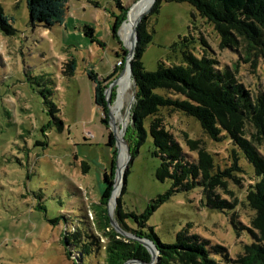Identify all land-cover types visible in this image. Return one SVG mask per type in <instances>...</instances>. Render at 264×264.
Here are the masks:
<instances>
[{
  "label": "rangeland",
  "instance_id": "rangeland-1",
  "mask_svg": "<svg viewBox=\"0 0 264 264\" xmlns=\"http://www.w3.org/2000/svg\"><path fill=\"white\" fill-rule=\"evenodd\" d=\"M140 1L66 0L61 24L45 29L30 24L25 0H0L14 31L11 35L0 31V264L80 263L72 244L65 245V237L74 232L72 223L79 221L78 217L87 219L97 238L98 250L88 264H108L107 239L92 222L97 217L94 206L100 201L102 177L109 174L112 157L114 188L118 181L119 147L112 119L118 97L115 84L128 62L131 69L137 45L134 52L129 51L120 31L130 10ZM157 1L137 27L138 32L144 24L143 30L151 35L141 57L146 71L155 72L158 64L169 66L175 62L178 55L171 47L193 26L192 35L204 39L217 66L232 70L237 83L253 97L264 93V59L259 54L249 55L245 47L221 49L213 26L189 4L161 0L152 13ZM85 27L93 30V42L85 34ZM90 74L94 79L89 78ZM131 81L122 108L123 114L128 111L123 140L129 159L112 207V198L108 202L107 215L120 241L138 243L149 254L147 247L156 251L155 245L128 232L118 221L116 210L142 214L152 201L170 191L171 182L155 178L160 160L152 156V140L148 135L141 144L132 128V76ZM96 89H102L103 105L96 103ZM162 115L163 127L189 160L195 162L198 152L204 150L212 158L213 174L230 171L225 180L234 190L229 195L231 201L247 190L245 181L254 179V174L226 134L215 142L194 119L167 111ZM109 132L111 146H107ZM258 147L264 155V142ZM214 193L222 191L215 189ZM232 215L233 211L209 210L200 191L194 189L170 194L146 221L145 231L152 228L160 242L175 244L177 235L189 227V236L206 241L209 247L223 248L222 254L211 255L216 264H236L242 245L251 240L246 232L237 236ZM237 220L244 223L246 218L241 215ZM122 223L135 229L130 219L124 217ZM149 256L151 264H158V253L154 258ZM130 261L136 260L126 264H146Z\"/></svg>",
  "mask_w": 264,
  "mask_h": 264
},
{
  "label": "trees",
  "instance_id": "trees-1",
  "mask_svg": "<svg viewBox=\"0 0 264 264\" xmlns=\"http://www.w3.org/2000/svg\"><path fill=\"white\" fill-rule=\"evenodd\" d=\"M25 1L31 25L49 29L61 24L66 0ZM160 1H157L152 13L157 11ZM165 1L189 4L205 23L213 26L219 36L221 49L236 50L245 47L247 54L255 52L264 59V0ZM117 4L120 3L117 1ZM142 27L144 24L138 28L135 60L131 63L135 86L131 123L141 144L148 135L150 136L153 145L152 156L160 160L155 178L162 183L169 180L171 188L167 194L152 201L140 215L123 214L121 209L116 210L118 221L128 232L146 238L155 245L159 254L158 264H170L172 261L179 264H216L211 255L222 254L223 248L209 247L206 241H201L194 235L189 236V227L177 235L175 244L160 242L152 228L145 231L146 221L170 194L198 189L201 200L205 201L209 210L233 211L232 223L237 236L246 232L250 237L251 243L242 245L235 263L264 264V155L258 147L264 142V93L253 97L237 83L232 70L217 66V61L208 54L209 49L204 39L192 35L193 26L189 27L187 36L179 37L172 45V51L178 55L175 62L169 66L160 63L155 72L146 71L141 57L151 41V35ZM0 31L6 35L14 32L1 5ZM84 31L92 38L93 30L85 27ZM117 57L121 58L118 55ZM89 78L94 79L91 74ZM102 89L95 90L97 105L102 103ZM165 111L181 113L194 119L212 141L218 142L222 134H226L242 152L244 161L254 174L251 182L245 181L247 190L240 194L235 190L239 196L231 201L229 195L233 194L234 190L227 187L228 182L225 180V177L230 176V171L213 174L212 158L204 150L198 152L195 162L189 160L182 152L181 145L174 141L163 127L162 114ZM101 122L108 126L104 118ZM108 140L107 146H111L110 132ZM188 144L192 145L193 142L188 141ZM113 169L112 157L109 174H103L102 177L100 201L94 206L97 217L92 225L95 226L96 223L98 230H101L107 239L108 264H124L129 260L148 264L150 256L147 251L138 243L127 244L120 241V235L110 224L107 205L114 188ZM215 189H220L222 193L215 194ZM122 192H125V179ZM241 215L246 218L244 223L237 220ZM124 217L135 224V229L122 223ZM78 219L79 221H73L74 232L65 237V245L69 242L68 245L72 244L75 252L80 255V263L78 261L75 264H88V259L98 250L97 238L87 219Z\"/></svg>",
  "mask_w": 264,
  "mask_h": 264
},
{
  "label": "bare ground",
  "instance_id": "bare-ground-1",
  "mask_svg": "<svg viewBox=\"0 0 264 264\" xmlns=\"http://www.w3.org/2000/svg\"><path fill=\"white\" fill-rule=\"evenodd\" d=\"M154 1L155 0H141L130 10L127 19L124 22L120 31L122 40L124 41L125 46L129 51H133V48H135L133 32L138 27L140 18H142L145 12L149 11ZM117 84H118V97L112 109V119L116 129L115 131L116 137L118 139L119 166H118V181L113 192V196L110 202V207H112V203L114 202L115 198L119 193V181L123 175V171L129 159V155H128L129 152L123 140L124 130L128 123V111L125 114L122 113V108L125 105V101L128 97V93L132 85L129 62L127 63L123 74L121 75L120 79L117 80L115 85ZM118 124H121L123 126L122 129H119Z\"/></svg>",
  "mask_w": 264,
  "mask_h": 264
},
{
  "label": "water",
  "instance_id": "water-1",
  "mask_svg": "<svg viewBox=\"0 0 264 264\" xmlns=\"http://www.w3.org/2000/svg\"><path fill=\"white\" fill-rule=\"evenodd\" d=\"M143 17V16H142ZM142 20V18H140V20H139V23H140V21ZM133 34H134V39H135V44L137 43V40H138V38H137V28L134 30V32H133ZM130 73H131V69H130ZM131 76H132V73H131ZM133 82H134V80H133ZM115 189V188H114ZM113 192L114 191H112V195H111V198H112V196H113ZM110 224H111V226L114 228V225H113V222L110 220ZM115 230H116V228H114ZM143 243V242H142ZM146 247H147V245L145 244V243H143ZM147 250H148V252H149V254L151 255V257L152 258H154V256H155V254H157V251L155 252L154 251V249H152V248H149V247H147ZM156 250V249H155ZM153 261V260H152ZM130 262H132V263H141V262H137V261H130ZM128 263V262H127ZM126 264V263H125ZM148 264H151V261H150V263H148Z\"/></svg>",
  "mask_w": 264,
  "mask_h": 264
}]
</instances>
